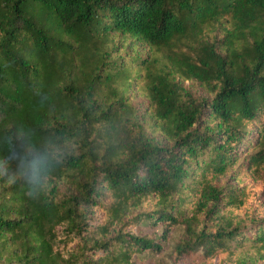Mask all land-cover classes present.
<instances>
[{"label":"trees","instance_id":"16d2710c","mask_svg":"<svg viewBox=\"0 0 264 264\" xmlns=\"http://www.w3.org/2000/svg\"><path fill=\"white\" fill-rule=\"evenodd\" d=\"M0 156V264H264V0H0Z\"/></svg>","mask_w":264,"mask_h":264},{"label":"rangeland","instance_id":"374dc122","mask_svg":"<svg viewBox=\"0 0 264 264\" xmlns=\"http://www.w3.org/2000/svg\"><path fill=\"white\" fill-rule=\"evenodd\" d=\"M184 86L188 88L190 91H192L195 95L200 97H207L208 92L207 90L198 82L196 81H185ZM131 103L136 107L138 114L142 116V125L145 128V130L153 136L157 140H163V137L159 134V130L154 127L155 118L152 116V113L150 111L149 105H148V99L145 96V93L141 87H139L137 90L132 92L130 96ZM233 173L228 172L226 175L220 177L219 182L224 183L227 180H231L233 182L234 176ZM241 181H246L247 186L251 189L256 191V197L257 202L264 201V193L260 191V188L254 184V182L251 181L249 175L246 172H239L237 176ZM262 212H264V209H262ZM183 236V228L182 226H179L175 228L169 237V239L166 242L164 250L156 255L151 256L148 260V264H172L171 261V252L173 249V246L180 240V238ZM186 264H204L201 255L199 253L194 254Z\"/></svg>","mask_w":264,"mask_h":264},{"label":"clouds","instance_id":"9594fccd","mask_svg":"<svg viewBox=\"0 0 264 264\" xmlns=\"http://www.w3.org/2000/svg\"><path fill=\"white\" fill-rule=\"evenodd\" d=\"M44 159L43 157L39 158L38 161H33V169L34 172L37 173L38 175V170H37V164L39 163L41 166L44 163ZM10 164V160L7 156H0V169H6ZM27 170V165H25V171Z\"/></svg>","mask_w":264,"mask_h":264}]
</instances>
